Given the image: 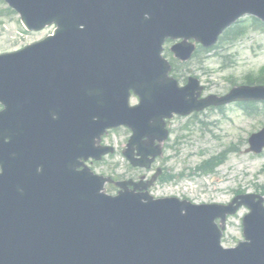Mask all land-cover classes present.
Masks as SVG:
<instances>
[{
  "label": "water",
  "instance_id": "95a60500",
  "mask_svg": "<svg viewBox=\"0 0 264 264\" xmlns=\"http://www.w3.org/2000/svg\"><path fill=\"white\" fill-rule=\"evenodd\" d=\"M29 29L55 23L54 37L0 56V264H264V199L248 195L225 207L155 200L147 186L118 184L81 160L107 150L96 140L127 126L150 167L165 140L164 119L233 101L264 100V87L198 100L197 80L179 88L161 54L169 38L216 43L245 14L264 21V0H8ZM194 47L174 48L182 59ZM140 105L129 106L130 93ZM146 139V141H144ZM264 148V130L250 139ZM152 157V159H149ZM241 202H238V200ZM245 205V242L221 245L227 215Z\"/></svg>",
  "mask_w": 264,
  "mask_h": 264
},
{
  "label": "rangeland",
  "instance_id": "374dc122",
  "mask_svg": "<svg viewBox=\"0 0 264 264\" xmlns=\"http://www.w3.org/2000/svg\"><path fill=\"white\" fill-rule=\"evenodd\" d=\"M6 9L0 0V53L21 49L52 31L19 34L21 24L18 17L2 14ZM165 48V51L169 50L170 44ZM217 52L222 56L218 57ZM167 58L170 60L169 55ZM262 68L264 32L250 31L242 39L223 43L217 51L183 67L181 83L185 84L189 76H195L205 86L204 96H222L235 86L245 85V76ZM135 103L136 100L132 101V104ZM222 109H207L187 118L176 117L170 122L172 137L164 157L156 162L152 174L158 167L165 168L166 174L178 179L176 182L159 183L152 189V195L161 198L176 196L195 204H227L237 192L262 193L264 196V152L258 156L245 152L251 134L264 127V103L259 104L257 116L246 115L236 105ZM129 135L127 130L120 129L110 133L105 142L120 150ZM220 155L225 157V161L214 172L194 175V171L206 160ZM113 165L121 173L126 171L128 176L145 174L144 171L130 170L119 153L92 168L98 173L111 175L114 173ZM247 212L246 208H242L238 215L228 220L222 240L225 248H234L243 241L242 220Z\"/></svg>",
  "mask_w": 264,
  "mask_h": 264
},
{
  "label": "trees",
  "instance_id": "16d2710c",
  "mask_svg": "<svg viewBox=\"0 0 264 264\" xmlns=\"http://www.w3.org/2000/svg\"><path fill=\"white\" fill-rule=\"evenodd\" d=\"M253 26L254 27H257L258 26V27L264 28V25L260 24L256 20H253ZM240 34H243V32H241V28L240 27L239 28L232 29V30H230V31L227 32V34H226V40L230 39L231 37H236V36H238ZM254 82L264 84V71H261L259 76L254 77Z\"/></svg>",
  "mask_w": 264,
  "mask_h": 264
}]
</instances>
